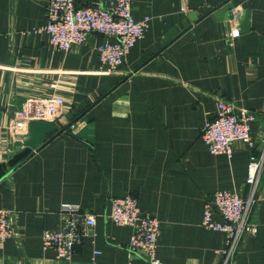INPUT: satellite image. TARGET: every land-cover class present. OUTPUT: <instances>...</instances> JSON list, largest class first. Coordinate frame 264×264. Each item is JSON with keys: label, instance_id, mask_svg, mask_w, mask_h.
I'll list each match as a JSON object with an SVG mask.
<instances>
[{"label": "crops", "instance_id": "1", "mask_svg": "<svg viewBox=\"0 0 264 264\" xmlns=\"http://www.w3.org/2000/svg\"><path fill=\"white\" fill-rule=\"evenodd\" d=\"M227 1L130 0L149 27L109 73L99 57L106 36L57 50L42 30L50 0H0V209L13 212L17 233L0 249V264H55L42 238L61 228L65 204L97 217L75 263L146 264L130 248L133 228L109 218L112 199L127 195L160 220L164 264H264V171L250 216L257 232L243 235L227 262V235L202 225L216 192L249 196V162L264 145V0H229L231 10L212 12ZM233 28L240 36L231 41ZM53 94L65 107L49 122L66 130L10 167L29 138L11 131L15 117L29 99ZM221 99L255 112L254 148L235 142L232 157L210 152L202 129ZM214 219L222 222L218 212Z\"/></svg>", "mask_w": 264, "mask_h": 264}, {"label": "built area", "instance_id": "2", "mask_svg": "<svg viewBox=\"0 0 264 264\" xmlns=\"http://www.w3.org/2000/svg\"><path fill=\"white\" fill-rule=\"evenodd\" d=\"M149 23L148 17L141 21L134 18L130 0H92L86 6L79 5L78 0H50L46 24L42 30L49 35L50 44L64 52L70 51L74 46L86 44L92 34L106 36L108 40L99 48V57L106 71L111 73L125 64L131 49L144 37ZM239 36V28H233L227 34L231 41ZM64 107V98L54 94L29 99L15 117L10 129L13 133L28 134V126L32 120L56 123L63 115ZM256 119L255 112L221 99L218 101L215 117L208 120L202 129V139L212 154L232 157L235 142H244L254 148L250 128ZM19 142H25L23 136ZM263 171L264 145L261 154L252 155L249 162V196L245 199L232 191H218L205 206L203 227L227 235L226 262L232 257L243 235H254L257 232V225L250 222V216ZM60 212L62 226L58 230L44 232L43 246L56 252L55 264H77L73 261L75 247L84 238L94 234L97 217L90 211L71 204L63 205ZM217 212L222 217V222L214 219ZM109 218L118 226L133 228L130 248L132 252H144L146 264H164L157 257L161 222L155 216L144 214L135 196L113 198ZM16 234L13 212L0 209V249ZM90 264L98 263L93 260Z\"/></svg>", "mask_w": 264, "mask_h": 264}, {"label": "water", "instance_id": "3", "mask_svg": "<svg viewBox=\"0 0 264 264\" xmlns=\"http://www.w3.org/2000/svg\"><path fill=\"white\" fill-rule=\"evenodd\" d=\"M234 7L233 4L225 2L214 8L212 12L217 11L220 15H223L225 12L231 10ZM194 21L197 18V15L194 14L191 17ZM243 31L249 30L248 19H245L243 24ZM177 31L173 30L165 36V43H168L177 35ZM66 129H59L55 123L47 121H31L29 127V139L25 142V148L20 152L16 153L13 158L9 161V166L14 168L18 166L22 161L29 158L35 151L41 149L46 143L51 141L57 135L61 134Z\"/></svg>", "mask_w": 264, "mask_h": 264}, {"label": "bare ground", "instance_id": "4", "mask_svg": "<svg viewBox=\"0 0 264 264\" xmlns=\"http://www.w3.org/2000/svg\"><path fill=\"white\" fill-rule=\"evenodd\" d=\"M32 121H34V120H32ZM36 121H43V120H36ZM47 122H49V121H47ZM52 123H53V122H52ZM29 127H30V123H29V126H28V134H30V133H29ZM28 139H29V138H28ZM28 139H27V140H28Z\"/></svg>", "mask_w": 264, "mask_h": 264}]
</instances>
